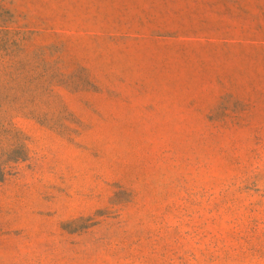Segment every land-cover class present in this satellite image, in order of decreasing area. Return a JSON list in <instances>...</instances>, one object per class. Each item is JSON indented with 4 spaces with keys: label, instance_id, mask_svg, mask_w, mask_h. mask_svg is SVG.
<instances>
[{
    "label": "rangeland",
    "instance_id": "obj_1",
    "mask_svg": "<svg viewBox=\"0 0 264 264\" xmlns=\"http://www.w3.org/2000/svg\"><path fill=\"white\" fill-rule=\"evenodd\" d=\"M0 264H264V0H0Z\"/></svg>",
    "mask_w": 264,
    "mask_h": 264
}]
</instances>
